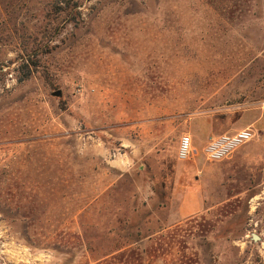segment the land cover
Listing matches in <instances>:
<instances>
[{
	"label": "rangeland",
	"instance_id": "obj_1",
	"mask_svg": "<svg viewBox=\"0 0 264 264\" xmlns=\"http://www.w3.org/2000/svg\"><path fill=\"white\" fill-rule=\"evenodd\" d=\"M0 264H264V0H0Z\"/></svg>",
	"mask_w": 264,
	"mask_h": 264
},
{
	"label": "built area",
	"instance_id": "obj_2",
	"mask_svg": "<svg viewBox=\"0 0 264 264\" xmlns=\"http://www.w3.org/2000/svg\"><path fill=\"white\" fill-rule=\"evenodd\" d=\"M254 137L255 132L252 127L232 134L212 136L203 149V153L208 162H220L228 159L236 150L250 142ZM197 152L192 136L190 134L183 135L179 144L178 159L189 161L197 155Z\"/></svg>",
	"mask_w": 264,
	"mask_h": 264
},
{
	"label": "water",
	"instance_id": "obj_3",
	"mask_svg": "<svg viewBox=\"0 0 264 264\" xmlns=\"http://www.w3.org/2000/svg\"><path fill=\"white\" fill-rule=\"evenodd\" d=\"M54 96L61 97L62 96V91H57L54 93ZM255 241H258V236L254 235Z\"/></svg>",
	"mask_w": 264,
	"mask_h": 264
},
{
	"label": "crops",
	"instance_id": "obj_4",
	"mask_svg": "<svg viewBox=\"0 0 264 264\" xmlns=\"http://www.w3.org/2000/svg\"><path fill=\"white\" fill-rule=\"evenodd\" d=\"M195 137H197V138H198V137H199V135H198V134H196V135H195ZM207 141H208V138H207ZM207 141H206V142H207ZM206 142H205V143H206Z\"/></svg>",
	"mask_w": 264,
	"mask_h": 264
}]
</instances>
